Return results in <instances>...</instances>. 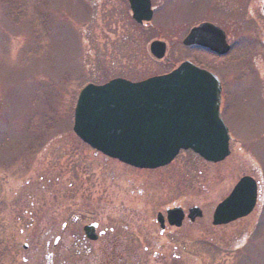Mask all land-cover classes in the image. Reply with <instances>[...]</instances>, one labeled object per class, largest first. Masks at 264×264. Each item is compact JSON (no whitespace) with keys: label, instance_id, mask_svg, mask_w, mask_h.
<instances>
[{"label":"rangeland","instance_id":"1","mask_svg":"<svg viewBox=\"0 0 264 264\" xmlns=\"http://www.w3.org/2000/svg\"><path fill=\"white\" fill-rule=\"evenodd\" d=\"M152 1L154 19L137 26L120 0H0V264L34 263V245L47 264L39 237L46 216L63 212L66 221L79 212L82 225L89 212L78 206L86 202L136 208L147 224L173 206L200 207V227L172 264H264V0ZM186 14L216 22L232 46L219 59L192 53L221 83L229 156L213 165L180 152L145 171L90 150L71 129L79 91L117 77L140 81L187 60ZM154 40L166 44L161 60L148 52ZM245 176L257 183L255 208L211 229L213 207Z\"/></svg>","mask_w":264,"mask_h":264},{"label":"water","instance_id":"2","mask_svg":"<svg viewBox=\"0 0 264 264\" xmlns=\"http://www.w3.org/2000/svg\"><path fill=\"white\" fill-rule=\"evenodd\" d=\"M124 1L136 24L151 20L149 0ZM182 45H199L217 55L229 50L223 32L208 23L193 28ZM148 50L154 59L161 60L165 44L152 41ZM219 104L218 80L183 62L166 75L140 82L118 78L99 86H84L75 102L72 132L91 149L137 169L165 166L181 150L218 163L229 155ZM256 191L251 178H241L216 207L213 225L247 216L255 205Z\"/></svg>","mask_w":264,"mask_h":264},{"label":"flooded vegetation","instance_id":"3","mask_svg":"<svg viewBox=\"0 0 264 264\" xmlns=\"http://www.w3.org/2000/svg\"><path fill=\"white\" fill-rule=\"evenodd\" d=\"M150 9L152 21L158 12L152 0H150ZM183 19H186L183 23L187 26L186 35L193 28L203 23H209L220 28L216 22L208 21L206 16L187 20L186 14ZM201 19L206 20L199 21ZM220 29L225 34V31ZM227 45L230 49L222 56L216 55L199 45H187L184 47L187 50V60L185 61L206 70L196 63L192 58V53L207 54L219 59L230 53L232 46L228 42ZM216 206L217 204L213 207L210 217L211 229L229 226L238 221L221 226L213 225V213ZM78 207L89 212L86 215L87 221L82 225L79 212L75 210H72L73 214L78 213L66 221L61 218L63 212L53 218L49 215L53 219L51 221H48V216H46L45 229L42 233L39 232V237L44 248L41 249L48 256L47 264H172V258H179L186 252L184 243L191 235L192 227H200L198 226L199 221L204 218L203 210L197 206L189 207L186 210L177 206L167 208L164 212H157L155 219L149 221V224H147L148 221H145L141 211L136 208L133 209V207L128 209L125 205H121L119 208L115 206L116 209L112 210L109 207H101L100 204L86 202ZM192 208H196L198 211H190ZM204 221L206 228L203 224L201 229L206 233L208 218L205 217ZM35 246L30 248L31 257L28 258V261L34 259L32 264H41L39 263L41 250ZM22 248L26 250L27 245H23ZM187 250L190 249L187 248ZM86 256L87 259L84 258Z\"/></svg>","mask_w":264,"mask_h":264}]
</instances>
